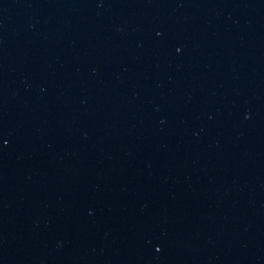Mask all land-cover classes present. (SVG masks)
<instances>
[{"label":"water","instance_id":"obj_1","mask_svg":"<svg viewBox=\"0 0 264 264\" xmlns=\"http://www.w3.org/2000/svg\"><path fill=\"white\" fill-rule=\"evenodd\" d=\"M0 133L264 175V0H0Z\"/></svg>","mask_w":264,"mask_h":264}]
</instances>
